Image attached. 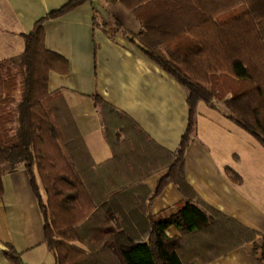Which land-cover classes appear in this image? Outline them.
I'll use <instances>...</instances> for the list:
<instances>
[{
    "label": "trees",
    "instance_id": "trees-1",
    "mask_svg": "<svg viewBox=\"0 0 264 264\" xmlns=\"http://www.w3.org/2000/svg\"><path fill=\"white\" fill-rule=\"evenodd\" d=\"M98 1L122 3L141 30L113 16L100 21L97 10L95 25L112 38L124 35L185 88L190 119L179 147L165 149L94 94L113 150L110 160L94 163L62 90L48 86L50 72H66L68 61L46 47L45 21L93 3L69 0L21 34L20 54L0 60V196L5 172L23 164L56 264H186L179 240L165 231L173 224L188 234L208 230L209 214L188 201L170 217H156L148 205L171 181L189 185L184 152L201 102H221L222 113L264 146V0ZM226 172L241 182L234 169ZM155 173L162 175L149 196L143 180ZM134 218L141 222L130 223ZM253 251L264 264L263 237ZM5 254L12 264H26L12 245Z\"/></svg>",
    "mask_w": 264,
    "mask_h": 264
},
{
    "label": "crops",
    "instance_id": "crops-1",
    "mask_svg": "<svg viewBox=\"0 0 264 264\" xmlns=\"http://www.w3.org/2000/svg\"><path fill=\"white\" fill-rule=\"evenodd\" d=\"M66 1L0 0V60L20 54L21 34L30 33L38 19ZM117 3L104 4L110 18L116 17L111 9ZM95 11L87 2L45 21L46 47L68 61L66 72H50L49 90H62L95 164L110 160L113 150L94 94L126 113L165 149L176 151L190 119L185 88L124 35L112 38L95 25ZM127 27L135 33L141 30L136 17ZM222 110L199 104L196 131L184 152L189 185L181 189L169 182L149 202V210L156 217H170L190 201L209 214L208 230L188 234L173 224L165 231L179 240L186 264H261L253 248L255 240L264 238V146ZM228 167L240 175L241 182L228 177ZM161 175L143 180L147 195L154 194ZM31 184L23 164L3 176L0 264L13 263L5 254L9 245L22 253L26 264H56ZM134 222L141 221L130 220Z\"/></svg>",
    "mask_w": 264,
    "mask_h": 264
},
{
    "label": "rangeland",
    "instance_id": "rangeland-1",
    "mask_svg": "<svg viewBox=\"0 0 264 264\" xmlns=\"http://www.w3.org/2000/svg\"><path fill=\"white\" fill-rule=\"evenodd\" d=\"M105 3L106 2L104 1V4ZM111 13L114 14L119 19H121L122 21H124L126 23V26L134 21L135 15L132 12H130V10H128L122 3H117V5L114 6L113 9H111ZM99 18H100V21H102L103 16L101 15V17ZM130 19L132 20V22H129ZM110 21H111V18H110ZM217 105L220 106L222 105V103L217 102ZM260 146L262 148L263 145L260 143ZM262 150H264V147L262 148Z\"/></svg>",
    "mask_w": 264,
    "mask_h": 264
},
{
    "label": "water",
    "instance_id": "water-1",
    "mask_svg": "<svg viewBox=\"0 0 264 264\" xmlns=\"http://www.w3.org/2000/svg\"><path fill=\"white\" fill-rule=\"evenodd\" d=\"M92 4H93L94 9L97 10L99 14H101L107 22H109L110 15L108 11L106 10V8L101 4V2L98 0H93Z\"/></svg>",
    "mask_w": 264,
    "mask_h": 264
}]
</instances>
